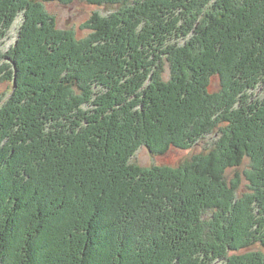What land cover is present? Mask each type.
I'll list each match as a JSON object with an SVG mask.
<instances>
[{
    "label": "trees",
    "instance_id": "trees-1",
    "mask_svg": "<svg viewBox=\"0 0 264 264\" xmlns=\"http://www.w3.org/2000/svg\"><path fill=\"white\" fill-rule=\"evenodd\" d=\"M77 1L0 0V264H264V0Z\"/></svg>",
    "mask_w": 264,
    "mask_h": 264
},
{
    "label": "rangeland",
    "instance_id": "rangeland-1",
    "mask_svg": "<svg viewBox=\"0 0 264 264\" xmlns=\"http://www.w3.org/2000/svg\"><path fill=\"white\" fill-rule=\"evenodd\" d=\"M45 10L49 15L54 16L57 22V26L61 31H75L79 39H85L88 37L89 32L84 29V25L93 17L96 12H101L103 15H107L112 8L106 11H100L98 7L88 5L80 0L75 2L73 5L64 6L60 3H43ZM25 23L24 14H20L17 21L13 25L7 38L0 45V54L6 56L13 51L21 41V31ZM166 79L170 80V69L168 68L166 73ZM12 89L10 83L0 85V106L2 102L6 101L9 97ZM220 91L219 81L216 80L213 92ZM261 98L264 99V91L259 93ZM214 136H210L196 147L191 150H172L168 155L156 156L150 152L147 148H142L137 156L134 158L133 163L144 168H152L156 166H169V167H180L192 159L196 155L209 153L213 149ZM251 251H259L264 254V247L256 246ZM221 264V263H217Z\"/></svg>",
    "mask_w": 264,
    "mask_h": 264
}]
</instances>
